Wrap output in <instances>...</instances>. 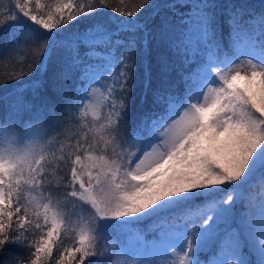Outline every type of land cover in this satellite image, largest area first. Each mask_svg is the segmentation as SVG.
Instances as JSON below:
<instances>
[{
  "label": "snow or ice",
  "instance_id": "obj_1",
  "mask_svg": "<svg viewBox=\"0 0 264 264\" xmlns=\"http://www.w3.org/2000/svg\"><path fill=\"white\" fill-rule=\"evenodd\" d=\"M5 63L0 264H264V0H9Z\"/></svg>",
  "mask_w": 264,
  "mask_h": 264
},
{
  "label": "trees",
  "instance_id": "obj_2",
  "mask_svg": "<svg viewBox=\"0 0 264 264\" xmlns=\"http://www.w3.org/2000/svg\"><path fill=\"white\" fill-rule=\"evenodd\" d=\"M50 2V0H49ZM112 2H118V0H112ZM0 3L3 5L7 6L9 3V0H0ZM135 3V0H129V4ZM23 57V58H22ZM26 57L24 54H21V57H18V65L24 63V59ZM13 66L9 64H0V96L4 95L5 93H8L9 91L12 90V88L16 85H19L20 83L23 82H29L32 81L35 78H38V71L34 72L31 76H26L24 77L23 81H12L11 83H5L7 81L8 77L12 73H18L19 72V66ZM26 70V69H25ZM137 87H139V84H137ZM102 91V90H101ZM3 111V105H0V113ZM91 119V117H89ZM13 251H16L15 249Z\"/></svg>",
  "mask_w": 264,
  "mask_h": 264
}]
</instances>
